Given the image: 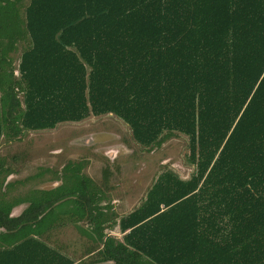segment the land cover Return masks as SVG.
I'll list each match as a JSON object with an SVG mask.
<instances>
[{
    "label": "trees",
    "instance_id": "16d2710c",
    "mask_svg": "<svg viewBox=\"0 0 264 264\" xmlns=\"http://www.w3.org/2000/svg\"><path fill=\"white\" fill-rule=\"evenodd\" d=\"M2 24L29 44L18 78L0 49V139L105 114L147 148L187 137L189 176L159 172L121 240L94 220L92 260L264 264V0H0ZM34 244L24 259L71 263Z\"/></svg>",
    "mask_w": 264,
    "mask_h": 264
},
{
    "label": "crops",
    "instance_id": "0c3cea01",
    "mask_svg": "<svg viewBox=\"0 0 264 264\" xmlns=\"http://www.w3.org/2000/svg\"><path fill=\"white\" fill-rule=\"evenodd\" d=\"M3 39L9 43L6 48L7 58H11L12 61L11 55L19 50L20 60L22 50L28 46L29 40L24 38L9 42L8 38L0 35V41ZM19 60L15 67L14 62H11L15 78L19 77ZM10 70L6 66L0 70V75H6ZM2 86L8 88L7 82L0 84V91L3 90ZM29 131L33 130L26 132ZM24 132L22 131L21 134ZM3 140L10 142L15 138L3 133L0 144L4 143ZM105 154L107 158H111L110 151L107 150ZM30 170L31 164L25 165L21 159L16 158H13L12 162H7L6 158L0 155V264H35L34 261L29 258L24 259L23 256V251L28 254L27 252L35 245L34 240L70 259V264H111L110 260L91 259L98 250L93 248L100 238L93 232L94 220L102 219L101 226L114 222L111 227L103 229V234L122 239L128 229L121 231L118 222L120 217L134 207L135 199H131L132 196L128 192L132 188L133 180L101 178L93 182V185L82 183L80 186L77 183L75 186H78L71 192L60 173L47 174L38 176L32 185L31 194H23L20 183ZM112 172L108 173L109 177L114 175V171ZM125 185L130 189L126 190ZM145 191L139 194L136 205L144 197ZM27 241H32V244L27 243L32 247L25 251L27 247L22 248L21 244ZM101 246L102 244L99 243V248ZM28 256L35 255L28 254Z\"/></svg>",
    "mask_w": 264,
    "mask_h": 264
},
{
    "label": "rangeland",
    "instance_id": "374dc122",
    "mask_svg": "<svg viewBox=\"0 0 264 264\" xmlns=\"http://www.w3.org/2000/svg\"><path fill=\"white\" fill-rule=\"evenodd\" d=\"M21 8L18 3L14 10L19 19L24 15ZM3 29L2 24L1 36ZM8 44L4 39L0 41L4 54L8 52ZM11 56L15 67L19 50ZM3 92L1 90L0 95ZM186 144L187 137L177 135L160 146L147 148L135 142L130 128L119 117L105 114L90 116L79 122H60L52 129L24 132L20 138L0 144V155L7 162L16 158L25 165L31 164V170L20 183L23 194H31L38 176L47 174L60 173L71 192L78 186H75L77 183L82 186V183L93 185L101 178L132 179L133 185L128 192L131 199H135V206L139 194L144 193L164 169L171 168L182 178L189 176L192 165L186 160ZM107 150L112 153L111 158H107ZM112 171L114 175L109 177L108 173ZM124 188L130 189L128 185Z\"/></svg>",
    "mask_w": 264,
    "mask_h": 264
}]
</instances>
